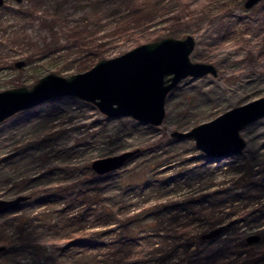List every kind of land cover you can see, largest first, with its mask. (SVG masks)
Instances as JSON below:
<instances>
[{
	"label": "rangeland",
	"instance_id": "374dc122",
	"mask_svg": "<svg viewBox=\"0 0 264 264\" xmlns=\"http://www.w3.org/2000/svg\"><path fill=\"white\" fill-rule=\"evenodd\" d=\"M95 1L38 0L40 7L33 13L32 0L19 4L14 0H3L0 6V61L4 65L0 67V93L21 87L32 88L41 78L51 74L69 78L90 70L100 60L119 57L141 45L165 38L183 40L187 36L195 42L190 61L214 66L217 76L182 80L168 94L165 117L158 127L126 117L109 119L91 103L69 97L49 100L15 114L0 124V200L29 196L32 191L41 189L51 192L62 207L64 193L69 192L72 197L69 202H72L82 187L93 202L96 198L100 200L105 211L113 206H123L125 212L141 216L144 209L158 205L165 197L174 203L184 196L209 194L225 188L231 197L244 194L245 188L233 185L240 174H244L258 187V192L255 195L249 193L246 199L239 200L222 214L227 216L222 226H230L219 236L196 244L188 258L179 256V260H184L181 264H196L213 250L227 249L224 254L228 259L233 256L231 253L233 260L241 257L242 262L238 264H264V118L241 132L246 142L241 154L210 161L209 168L204 160L206 156L195 148L192 139L172 137L174 132H189L230 109L264 97V8L260 6L263 2L246 9L247 0H216L213 4L207 0H153L164 12L155 15L144 29L133 30L131 37L114 42L103 38L112 23L111 17L104 12L101 25L105 28L96 34L94 24L87 27L99 37L97 42L105 46L100 57H96L86 49L80 53L72 39L66 36L69 28L84 27L86 16L96 10ZM186 5L197 12L191 20L181 13ZM175 18H180L181 24H173ZM223 32L229 35L224 36ZM54 34L62 47L54 44ZM20 35L24 40L18 38L16 41V36ZM34 49L44 52L31 57ZM85 60V65L91 67L78 72L80 63ZM17 63L23 65L16 68ZM136 149L144 150L114 174L131 175L135 180L143 173L177 180L187 174L186 179L192 178L197 183L186 181L182 190L170 195L154 190L144 195L135 191L139 197L133 196L128 188L123 189L121 179L124 178L116 180L113 176L109 184L104 183L95 190L92 184L83 183L93 172V161ZM232 161L244 165V173L238 170L227 173L221 162ZM205 178H211L214 184L208 188ZM44 197L40 194L37 198ZM32 201L19 205L20 213H29ZM238 212L241 215H237ZM66 224L69 223L61 221L60 230L45 226L36 229L26 241L16 240L8 247V252L0 254V264H60L56 259L58 249L73 243L71 235H76L80 227L75 222L69 227ZM91 225L84 232L88 240L96 238L92 236L98 230L114 231L105 236L106 240H111L120 231L118 224L103 229H91ZM254 235L259 236L260 241L247 244L246 239ZM62 262L73 263L67 259ZM175 263L178 262L173 261Z\"/></svg>",
	"mask_w": 264,
	"mask_h": 264
},
{
	"label": "trees",
	"instance_id": "16d2710c",
	"mask_svg": "<svg viewBox=\"0 0 264 264\" xmlns=\"http://www.w3.org/2000/svg\"><path fill=\"white\" fill-rule=\"evenodd\" d=\"M32 2H34L32 12L37 13L40 3L38 0H32ZM207 2L213 4L216 0H207ZM260 6L264 8L263 3H260ZM94 8L96 10L93 13H89L86 16L87 18L84 19V27L69 28L66 36L72 39V43L80 53H83V49H86V52L96 57H100L105 47L104 44L97 42L99 37H95L99 30L105 28V26L101 25L103 17L101 15L104 12L108 17H111L112 23L110 25L111 29L106 34V37L103 38H108L113 42L126 36L131 37L133 30L144 29L155 15L164 12L159 3L154 4L153 0H96ZM201 8L202 6L199 9ZM182 10L181 13L188 20L193 19V14H197L196 10L189 8L187 5ZM172 23L181 24V20L180 18H175ZM90 24H94L97 27L94 30L96 34L91 32L92 29L87 28ZM223 35L227 36L229 34L223 32ZM21 36H16L15 40L17 41L18 38L24 40V37L22 38ZM93 36L95 38H92ZM52 37L55 45L63 46L58 44L56 34ZM43 52L44 50L34 49L31 57ZM85 62L86 60L80 63L77 69L78 72H82V70L89 67L85 65ZM3 65L4 62L0 61V67ZM157 144L159 143L157 142ZM143 150L140 149L136 156L126 163L125 166L139 157ZM204 158L208 168L211 164L210 161L219 160ZM221 163H224L223 167L226 168L227 173L236 170L239 173H244V165L234 161ZM195 173L197 174V171ZM240 175L233 185L245 188L246 192L244 194L231 197L225 188L224 191L217 189L209 192V194L184 196L180 201L174 203L166 200L167 197H165V200L158 205L144 209L142 211L144 214L141 216L135 213L130 214L129 211L125 212L123 206H113L108 211H105V207L100 203V200L97 198L95 200L94 198L95 201L93 202L92 197L88 198L89 193L82 187H80L72 202H69L72 199L69 192H65V202H62V207L60 206V201L57 198L55 199L51 192L48 193L41 189L34 190L27 196L29 197L28 201L30 199L34 200L31 202L32 208L29 213H20L21 211L17 207L12 212L0 216L2 220L0 222V246L5 247L1 254L8 252V247L16 240L26 241L32 237L36 229L50 226L60 230L61 221H64L69 223L66 224L67 227L71 226L73 222L79 223L80 227L76 231V235H71L70 239L74 240V242H70L67 246L58 249L56 259L60 264H63L62 260L65 259L73 262L72 264H155L157 262L173 264V261L178 262L175 264H181L184 260H179V256L188 258L193 246L204 243L201 239L202 235L223 225L227 216L223 217L222 214L227 209L234 206L239 200L246 199L249 193L255 195L258 192V187L254 186L251 179H247L244 174ZM113 176H116V180L124 178L121 179L123 189L128 188L135 197L140 196L135 191H139L144 195L154 190L164 195H170L180 188L182 190L184 182L187 183L186 181L197 183L192 178L186 179L187 174L181 179L179 176V180H177L173 177H158L157 174L146 175L143 173L135 180L131 175L121 177L120 174H114V172L106 174V176H98L91 172L84 178L83 183L92 184L95 190L104 183L109 184ZM201 178L202 176H200ZM204 183L208 184V188L210 187L209 185L214 184L211 178H205ZM180 184H182L181 187ZM200 192L201 190L198 193ZM224 192L229 196L227 197ZM40 194H44L45 197L37 198ZM64 204L68 206H64ZM237 215L241 214L238 212ZM90 220L93 222L90 223ZM90 224H92L91 229H103L109 225L118 224L120 231L111 240H106L107 237L105 236L110 235L114 231L100 232L102 230H98L92 236L96 238L88 240L84 237V232L90 229ZM229 226L227 225L225 228ZM222 251L213 250L207 256L196 261V264H238L242 262L240 256L237 257L238 260H233L234 254L231 253L233 256L228 259L224 254L227 249ZM188 263H192V261Z\"/></svg>",
	"mask_w": 264,
	"mask_h": 264
},
{
	"label": "water",
	"instance_id": "95a60500",
	"mask_svg": "<svg viewBox=\"0 0 264 264\" xmlns=\"http://www.w3.org/2000/svg\"><path fill=\"white\" fill-rule=\"evenodd\" d=\"M21 3L24 0H14ZM264 0H247L246 9ZM3 0H0V6ZM195 47L192 37L183 40L172 38L141 45L113 59L100 60L90 70L63 78L54 74L41 78L32 88H16L0 93V124L17 113L37 107L49 100L69 97L94 105L109 119L126 117L153 127L162 124L165 101L182 80L197 79L207 75L217 76L210 64L190 61ZM22 63L15 64L20 68ZM264 118V97L235 107L211 122L201 124L186 133L174 132L173 138H190L195 148L211 159H227L241 154L246 142L241 132L249 125ZM138 149L119 155L98 159L91 163V170L98 176L115 172L125 166ZM27 196L0 200V216L12 212L28 201ZM220 226L201 236L210 241L224 230ZM260 241L250 236L247 244ZM5 247L0 246V254Z\"/></svg>",
	"mask_w": 264,
	"mask_h": 264
}]
</instances>
